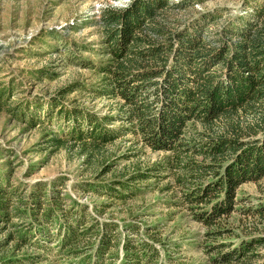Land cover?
Here are the masks:
<instances>
[{
  "label": "trees",
  "instance_id": "1",
  "mask_svg": "<svg viewBox=\"0 0 264 264\" xmlns=\"http://www.w3.org/2000/svg\"><path fill=\"white\" fill-rule=\"evenodd\" d=\"M181 3L129 0L124 6L99 9L95 23L101 48L96 51L108 58L89 67L101 76L100 87L93 91L113 100L114 112L98 114L83 106H67L56 97L43 110V119L30 110L31 102L17 103L12 113L19 111L23 119L27 116L35 123L53 117L56 122L65 121L67 132L46 141L55 147L69 143L89 157L127 133L152 150L169 152L165 166L178 170L175 182L184 190L183 202L192 205L195 219L208 227L219 225L234 211L238 186L248 181L261 183V202L243 213L253 217V230L257 224L264 229V2L234 16L222 32L213 33L208 31L213 21L208 16L184 25L171 18L170 12ZM73 57L74 52L69 51L67 59ZM79 87L58 92L63 97ZM8 91H0V110ZM247 114L252 121L243 122ZM108 169L105 166V171ZM150 175L153 173L130 175L125 182L111 184L132 192V181ZM104 187L112 197H123V192L119 194L112 186ZM40 188L38 185L30 192L32 215L27 221L26 203L17 204L20 200L13 199L14 189L0 184V223L12 221V217L26 221V225L20 223L25 226L22 230L9 232L7 239L15 241L17 249L30 244L54 255L57 247L55 253L75 258L82 253L79 241L91 233L88 216L66 210L62 219L57 218L56 208L47 203ZM53 202L57 204V200ZM102 228L94 252L71 264H104L105 252L115 246L117 232L114 224ZM212 234L221 235L219 230ZM258 246H264V236L249 238L227 252L219 245L221 253L215 262L251 264L258 257L254 254ZM141 247L124 243L122 264H139L144 254L141 250L138 255L135 248ZM10 262L21 264V260Z\"/></svg>",
  "mask_w": 264,
  "mask_h": 264
},
{
  "label": "rangeland",
  "instance_id": "2",
  "mask_svg": "<svg viewBox=\"0 0 264 264\" xmlns=\"http://www.w3.org/2000/svg\"><path fill=\"white\" fill-rule=\"evenodd\" d=\"M128 1L0 0V91L9 90L0 110V184L14 189L13 199L20 200L17 204L26 203L23 210L27 212V221L32 215L30 192L40 185L47 203L56 208L57 218L62 219L66 210L80 212L88 216L86 224L91 228L90 235L77 245L82 253L71 258L55 253L58 249L53 243L50 246L56 249L54 255L30 244L17 249L7 234L22 230L26 221L12 217V221L0 223V264H13L10 260H21V264H71L74 259L94 252L104 224H114L117 232L115 246L105 252L104 264H122L127 241L143 246L135 248L138 255L143 250L139 264H218L215 257L221 253L219 245H223L222 252H227L249 238L264 236L262 226L257 224L253 230V217L243 213L261 202V183L248 181L238 186L234 211L223 217L219 225L208 227L195 219L193 206L183 202L184 190L175 182L178 170L165 166L169 152L152 150L140 138L127 133L89 157L69 143L55 147L46 141L67 132L65 121L56 122L53 117L51 121L35 123L27 116L23 119L19 111L12 113L17 103L31 102L30 110L43 119V110L56 97L67 106H83L98 114L114 112L113 100L93 91L100 87L101 76L89 64L108 58L96 51L101 48L95 23L99 9L124 6ZM171 2L183 3L170 12L171 18L184 25L208 16L213 20L208 31L213 33L222 32L234 16L251 11L264 0ZM69 51L74 52L72 59H67ZM77 84L79 89L63 97L59 95V89ZM242 121L250 122L252 117L247 114ZM117 124L118 121L113 123ZM146 172L153 175L132 181V192L111 184ZM104 185L112 186L119 194L123 192V197H112ZM47 203L42 206L47 208ZM53 225L46 227L54 228ZM216 230L221 235L214 236ZM254 254L258 257L251 264H264V246L256 247Z\"/></svg>",
  "mask_w": 264,
  "mask_h": 264
}]
</instances>
